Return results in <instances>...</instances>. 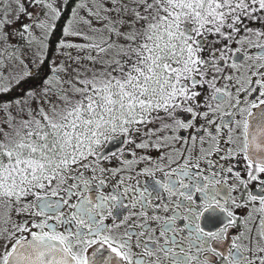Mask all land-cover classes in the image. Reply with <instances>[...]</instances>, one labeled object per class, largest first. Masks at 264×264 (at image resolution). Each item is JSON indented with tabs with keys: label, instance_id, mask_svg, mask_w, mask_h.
Here are the masks:
<instances>
[{
	"label": "snow or ice",
	"instance_id": "1",
	"mask_svg": "<svg viewBox=\"0 0 264 264\" xmlns=\"http://www.w3.org/2000/svg\"><path fill=\"white\" fill-rule=\"evenodd\" d=\"M27 3L60 17L47 0ZM16 9L26 15L23 0H0V40L4 16ZM84 10L86 17L79 16ZM73 16L87 31L64 35L84 43L61 42L59 49L68 51L58 54L66 60L51 75L10 77L0 59V96L30 85L22 100L0 101V264H264V197L249 193L238 203L236 187L200 168L216 167L200 134L216 123L209 115L228 103L216 132L228 129L227 143L241 142L242 151L224 158H242L248 181L233 173L236 180L264 190V0H87ZM209 45L222 51L206 61V50L217 57ZM231 45L239 47L226 55ZM249 46L261 54L248 55ZM73 49L87 55L73 57ZM205 86L213 113L199 111L211 107L197 102V88ZM201 120L209 123L198 126ZM233 124L242 133L235 140ZM208 138L213 154L220 152L219 137ZM152 151L162 153L159 160L138 155ZM116 161V168L107 166ZM164 196L167 203L157 206ZM136 212L143 222L128 227Z\"/></svg>",
	"mask_w": 264,
	"mask_h": 264
},
{
	"label": "flooded vegetation",
	"instance_id": "2",
	"mask_svg": "<svg viewBox=\"0 0 264 264\" xmlns=\"http://www.w3.org/2000/svg\"><path fill=\"white\" fill-rule=\"evenodd\" d=\"M8 0H5V4H7ZM26 8V15L21 14L18 9L11 15H5L4 20L7 21L6 28L4 31L5 39L0 40V53H4L3 56H0V59L4 60L10 66L9 76L10 77H23L28 73L37 74L35 79L38 80L42 77L51 75V70L54 67H58L59 65L63 64L66 60L65 56L59 55L58 53L61 51L67 52V49L61 50L59 49V44L61 42L70 43L73 45H79L84 43L79 39H76L74 36H65L64 32L66 29H70L73 33L78 31H87V29H83L82 26L79 24L78 19L73 16L74 10L77 6L81 3H86L87 0H68L65 4L63 0H47L49 4H54L56 10L60 12L59 19H56L49 9L43 8L41 6L31 7L28 6L27 0H23ZM88 7H91L88 4ZM9 9L5 8V12L7 13ZM79 16L86 17V10L79 12ZM28 16H31L32 19L29 20ZM16 17H19L17 19ZM39 23H44L49 26L48 32H45L44 29L38 28L37 25ZM249 23V27L257 29L259 28L258 25ZM28 27L30 29V33H25L23 29ZM90 34V33H89ZM210 40L216 39L215 37H209ZM228 47L226 42H222ZM210 48H213L217 52V57H211L210 53L206 50L202 53V57L204 60L216 59L218 58L219 54L221 53L222 49L219 45H209ZM238 45H231L230 52L226 53V55H230L231 51H236L238 49ZM248 55H260L261 52L257 51L253 46H249L245 49ZM73 57H78L82 55H87V53H79L74 49L71 52ZM17 57H19L17 59ZM11 58V59H10ZM43 59V63L40 64L39 62ZM86 64L87 62L84 61ZM43 69L41 71L40 69ZM225 74H229L230 70L228 68L224 69ZM213 79L220 80V84L217 85L218 88H223V79L220 76H213ZM35 82V81H34ZM29 84H22L19 88L14 89L12 92L0 96V101L5 103H12L17 100H22L24 97L23 89L29 88ZM39 92V88L36 89ZM197 91L201 92V96L197 98V102L200 104H204L205 101H208L210 104V108H201L199 109L200 112H210L213 113L216 109V105L213 104L210 100L211 95L213 94L211 89L207 86L203 88H197ZM231 91L236 92V88H231ZM240 100L243 101L247 97L246 95H241ZM254 98V97H251ZM249 98V99H251ZM231 106L234 107L235 101L233 100ZM33 106L35 107V102H33ZM224 110H231V107L228 103H226L223 108L219 112H214V114L209 115V122L215 120V124H211L210 127L206 128L205 133L200 134L202 138L207 139V143L203 146L207 149V155L212 163L216 164L215 168L210 167L207 163H201L200 168L203 170V175L208 177L210 173L216 174L217 180H223L227 182L228 188L236 187L238 189L237 192L232 193V196L237 198V202H246V197L249 193L256 197H264V190L257 191V189H261L262 186L255 182H250L248 184L247 189H245L239 181L236 180L235 175L233 173H238L240 175V179L244 181H248L247 169L245 167V161L242 158H238L237 160H230L225 159L224 157L228 156L229 151H235L236 148H239L242 151V144L241 142L237 141L236 145H232L227 143L229 130L226 128H222V134L217 133L216 129L221 126V117L224 116ZM183 119L186 121L189 119L186 116H182ZM228 119V117H224ZM237 119H240L237 116ZM205 121H198V126L203 127L206 123ZM233 129H235V133L233 139L235 140L236 137L242 135L239 129H236L235 124H233ZM192 134H196L195 130H192ZM208 134L211 136L219 137V147L221 148L220 152H216L213 154L214 149L212 145L214 141L208 138ZM182 137L187 138V133H181ZM138 143L141 142L140 140L137 141ZM115 150L114 147L110 148L109 151ZM138 155H147L149 159L153 161H157L160 159L162 153H156L155 151L140 153ZM119 162L116 161L111 165H107L110 168H116ZM177 167L179 165H176ZM143 167V166H142ZM151 167V165H149ZM231 168L232 171L229 172L228 169ZM193 172L196 175H200L201 173L196 172V169H193ZM91 175V174H89ZM129 175L128 172H121V176ZM158 179H163L162 175L157 176ZM264 179V177H261ZM139 180L143 181V184H151L152 181L148 180L145 177H140ZM132 184H136L137 180L133 176V180L131 181ZM115 186V184H113ZM227 190V189H225ZM243 193L244 195H241ZM105 194H110L109 190H105ZM197 201H199V197H196ZM162 203H167V197L164 196L162 200L157 201V206H160ZM251 207V205H250ZM258 207V205H257ZM125 215L128 214V210L126 209L124 212ZM234 214L238 216H244L246 214V210L243 209H234ZM136 216V219H132L129 221L128 227H133L137 223H142V220L138 219V212L133 214ZM161 217L169 218V214H165L163 212L159 213ZM16 220H21L22 218L16 217ZM123 222V217H121V223ZM109 227L112 226V221L106 222ZM152 227H156L152 225ZM177 227H184L183 221L179 222ZM201 227L207 230V227L203 221H201ZM213 230H218L215 226H212ZM135 231H139V229H134ZM124 229H120V232L123 233ZM238 234V230H233L230 233L229 240L225 241L224 250L226 251V246L230 242L232 237H235ZM162 242V241H161ZM222 246L217 245V250H220ZM214 264H219L218 261H214Z\"/></svg>",
	"mask_w": 264,
	"mask_h": 264
},
{
	"label": "rangeland",
	"instance_id": "3",
	"mask_svg": "<svg viewBox=\"0 0 264 264\" xmlns=\"http://www.w3.org/2000/svg\"><path fill=\"white\" fill-rule=\"evenodd\" d=\"M3 248V242H0V249Z\"/></svg>",
	"mask_w": 264,
	"mask_h": 264
}]
</instances>
